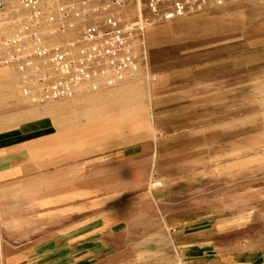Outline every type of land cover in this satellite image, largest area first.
<instances>
[{
    "label": "rangeland",
    "instance_id": "rangeland-1",
    "mask_svg": "<svg viewBox=\"0 0 264 264\" xmlns=\"http://www.w3.org/2000/svg\"><path fill=\"white\" fill-rule=\"evenodd\" d=\"M179 1L114 87L37 106L0 69L8 248L37 249L36 264H64L70 245L87 264H264V0ZM149 16L146 0L121 13ZM134 90L123 121L94 115L97 95Z\"/></svg>",
    "mask_w": 264,
    "mask_h": 264
},
{
    "label": "built area",
    "instance_id": "built-area-1",
    "mask_svg": "<svg viewBox=\"0 0 264 264\" xmlns=\"http://www.w3.org/2000/svg\"><path fill=\"white\" fill-rule=\"evenodd\" d=\"M165 2L146 0L149 18L132 21L121 17L128 0H0V69H15L37 106L114 87L139 67L148 26L186 14L184 2ZM44 31L64 41L49 43Z\"/></svg>",
    "mask_w": 264,
    "mask_h": 264
},
{
    "label": "crops",
    "instance_id": "crops-1",
    "mask_svg": "<svg viewBox=\"0 0 264 264\" xmlns=\"http://www.w3.org/2000/svg\"><path fill=\"white\" fill-rule=\"evenodd\" d=\"M118 91L106 92L95 97V105H99V109L94 111V115H98L99 118L109 120L110 114L118 116L116 119L123 118V114L128 105L136 104L140 99L138 91H133L134 97L126 100L124 98H119ZM139 98V99H138ZM107 117V118H106ZM120 120V122H121ZM123 121V120H122ZM125 121V120H124ZM65 248L64 253V264H87L88 254L91 252L88 249H83L82 247L79 250V253L74 252L71 245ZM35 251H29V248L19 247V248H8L6 243L0 239V264H36L37 258L39 259V252L37 249ZM92 254V253H91ZM260 260L252 261L247 263L243 261L240 264H257Z\"/></svg>",
    "mask_w": 264,
    "mask_h": 264
}]
</instances>
